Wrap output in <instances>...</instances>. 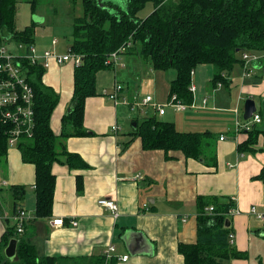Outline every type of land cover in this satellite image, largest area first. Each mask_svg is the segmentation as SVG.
I'll use <instances>...</instances> for the list:
<instances>
[{
	"label": "crops",
	"instance_id": "0c3cea01",
	"mask_svg": "<svg viewBox=\"0 0 264 264\" xmlns=\"http://www.w3.org/2000/svg\"><path fill=\"white\" fill-rule=\"evenodd\" d=\"M51 45L48 49L35 47L39 52L56 51L58 40ZM254 57L259 60L264 55ZM119 60L114 67L98 73V95L86 100L84 127L90 135L65 141L66 150L80 155L87 167L72 168L64 158L53 165L56 189L50 217L36 216L35 165L23 162L19 146L9 147L0 164V242L15 225L11 217L18 206L27 213L21 235L41 256L89 264L90 258L102 256L113 246L115 261L109 259L107 264H184L179 244L196 242L197 198L203 196L232 204L231 209L240 211L230 216L231 234L235 236L231 245L247 258L232 259L229 264H264V219L258 217L264 214V135H259L252 151L240 152L239 145L248 140L249 133L236 126L238 121L246 123L253 118L245 120L244 111H240L243 94L246 100L264 98L263 61L249 60L250 73L245 64H237L241 68L234 67L224 76L227 82L217 85L212 82L214 69L210 65L198 67L192 81L196 86L194 103L185 111H176L166 106L175 71L161 78L156 74L165 72L153 70L138 54L122 55ZM143 61L149 71L142 73ZM131 63V71L123 72ZM74 72L73 64L50 61L43 77L44 84L60 96L51 119L56 135L61 133L62 119L72 106ZM118 84L130 100L136 92L152 96L155 103L165 107L164 115L154 109L153 116L173 122L179 131L214 134L216 159H186L181 152H172L173 158L166 159L163 151L144 150L141 140L132 134L136 130L133 122L146 117L145 109L142 116L131 121L130 129L124 130L119 107L126 105L116 106L106 96V91L110 93ZM256 113L261 122L253 125L264 130L263 116L258 109ZM115 125L119 127L116 132L112 130ZM15 186L25 187L22 199L13 195L11 188ZM104 198L118 204L117 216L99 205ZM58 219H64L63 226L53 225ZM126 233L130 235L124 241ZM123 256L129 259L124 262Z\"/></svg>",
	"mask_w": 264,
	"mask_h": 264
},
{
	"label": "trees",
	"instance_id": "16d2710c",
	"mask_svg": "<svg viewBox=\"0 0 264 264\" xmlns=\"http://www.w3.org/2000/svg\"><path fill=\"white\" fill-rule=\"evenodd\" d=\"M82 14L74 16L69 49L82 57L75 67L74 95L69 113L62 119V131L56 135L51 127L52 115L60 96L44 84L46 69L28 67V81L35 93V132L33 138H23L19 150L23 162L36 168V216L48 218L53 213L56 177L52 168L64 158L72 168H85L87 163L78 154L69 153L65 141L71 137L90 135L84 127L86 100L97 93V75L110 69L106 65L113 53L126 48L124 55L138 54L153 70H174L169 99L176 96L182 103H194L192 73L200 65L214 67L213 84L226 83L237 64L244 65V54L264 55V0H123V6L105 0H69ZM17 0H0V44L13 40L26 46L35 43L34 25L18 31L15 13ZM32 13L46 0H28ZM148 3L153 11L146 18L138 17ZM259 62H262L260 60ZM133 136L139 138L147 151H163L166 159L172 152H181L186 159L205 161L216 159V136L210 132H182L173 122L155 116L137 119ZM249 138L239 145V151H252L264 130L253 125ZM9 146L0 124V164ZM264 177V169L262 172ZM17 199L25 195V187L11 188ZM198 232L194 244H179L184 264H229L232 259L247 258L246 253L231 245V229H226L232 204L220 203L214 197L197 198ZM213 206V213L207 208ZM18 206L15 207V210ZM11 239H18L17 256L8 259L5 249ZM89 264H107L105 254L90 258ZM115 261L114 256L110 259ZM64 258L41 256L35 245L23 239L13 226L0 242V264H71Z\"/></svg>",
	"mask_w": 264,
	"mask_h": 264
},
{
	"label": "built area",
	"instance_id": "2783aa9c",
	"mask_svg": "<svg viewBox=\"0 0 264 264\" xmlns=\"http://www.w3.org/2000/svg\"><path fill=\"white\" fill-rule=\"evenodd\" d=\"M53 45L57 44V40L52 41ZM18 52H12L5 44H0V124L4 128V133L7 137L9 147H18L21 139L33 138L35 132V93L33 87L28 81V67L29 66H42L48 69L50 61H54L57 65H65L72 63L74 67L80 66L82 63V57L67 50L65 54H59L56 51L44 50L39 52L35 45L26 46L24 44H17ZM126 52V48H121L118 52L113 53L106 61V65H117L120 57ZM250 54H244L243 58L245 61L250 60ZM255 58V57H254ZM258 60V58H255ZM248 73L249 63H244ZM193 74V73H192ZM192 93L195 92V86L192 84L190 87ZM124 87L118 84L109 93L106 91L108 96L116 106L128 105L132 110L139 104L136 102V96L134 95L133 100L124 96ZM206 102V101H205ZM143 106L152 105L159 115L165 114V107L163 105L154 102L152 96H146L142 103ZM173 107L176 111H185L190 106L182 103L176 96H172L167 105ZM261 122V117L258 113L253 115L252 121L246 123L237 122V128H242L249 131L253 124ZM114 132L119 130L117 125L113 126ZM221 137V140H224ZM136 179H139L137 177ZM99 205L111 211L114 216L118 215V204L108 198L101 199ZM214 207L207 208L208 213H213ZM255 213V209H253ZM14 215L11 217L15 222L16 231L18 234L24 232V227L27 221V213L23 208L17 207ZM240 214L237 209H230L228 216ZM260 219H264V214H259ZM74 226L76 222L72 223ZM54 226H63L64 219H58L53 221ZM230 242L234 241V234H230ZM116 249L111 246L108 247L104 254L107 259H111L114 256ZM129 259L128 256H123L122 261L126 262Z\"/></svg>",
	"mask_w": 264,
	"mask_h": 264
},
{
	"label": "rangeland",
	"instance_id": "374dc122",
	"mask_svg": "<svg viewBox=\"0 0 264 264\" xmlns=\"http://www.w3.org/2000/svg\"><path fill=\"white\" fill-rule=\"evenodd\" d=\"M28 0H17L16 2V13H15V21H16V28L18 31H24L25 29L31 27L34 25V22L36 25L34 26V33L36 35V46L37 47H45L43 49H48L52 43V40L57 39L59 42V45L55 50L56 52L58 51L60 54H65L67 53V49L70 45V39L68 35L71 32V27L73 23V18L74 16H80L82 14V7L80 1L78 2L77 8L72 5H69L70 2L69 0H46V4L42 3L37 11L36 15L32 13L31 10V5L27 2ZM105 1H112L114 3H118L123 6L124 1L123 0H105ZM154 7L153 4L148 3L145 7L144 10H142L139 14L138 17L140 18H146L148 15L153 11ZM38 15V16H37ZM4 43L12 52L17 53L18 47L17 44L19 42L9 40L5 41ZM126 53V52H125ZM124 55V54H123ZM252 57H250V60H255L254 56L250 53ZM259 60H262L264 63V58H259ZM258 60V61H259ZM145 61V60H144ZM142 62L140 65V71L142 73L146 71V65L145 62ZM118 62H121V60H118ZM248 63L249 61H245ZM146 63H149L148 61ZM68 64V63H67ZM70 64H72L70 62ZM66 65V64H65ZM133 64L131 63L129 68L126 69V71L123 72H130L132 69ZM204 66V65H200ZM198 66V67H200ZM244 66V65H243ZM114 67V65H113ZM148 67V66H147ZM198 67L196 68V73L198 74ZM206 67V66H205ZM211 69H214L211 65L208 66ZM236 69H240L241 66H235ZM147 71H149L147 69ZM146 71V72H147ZM175 73L174 70H169L165 73L162 74H156L158 75L157 77H164V76H169L170 73ZM192 74L193 80L196 79V76ZM147 80H146V85H147ZM159 83V82H158ZM194 85V82H193ZM237 87L236 89H238ZM143 92L142 90H140ZM147 91V90H146ZM228 93L230 91L226 89ZM195 92H196V86H195ZM233 92V91H232ZM142 94V95H141ZM236 95V93H235ZM137 103L139 104L138 106H135L134 110L132 111L128 105L119 107V116H120V121L122 125H124V130H129L131 121L137 118L138 115L142 116V109H145L144 116L146 117H151L153 116L154 108L152 105H146L143 106V100L146 96V93H138L136 92L135 94ZM256 102V106L258 109V112L263 116L264 119V98L263 97H255L254 98ZM113 102V101H112ZM246 102V95L243 94V100L240 102V111L243 113L244 111V106ZM114 103V102H113ZM115 105V103H114ZM152 109V110H151ZM147 110V111H146ZM153 111V112H152ZM243 115V114H242ZM240 114V116L242 117ZM135 123V122H133ZM214 123H212L213 125ZM263 126V125H261ZM260 126V127H261ZM193 130H198V129H193Z\"/></svg>",
	"mask_w": 264,
	"mask_h": 264
},
{
	"label": "water",
	"instance_id": "95a60500",
	"mask_svg": "<svg viewBox=\"0 0 264 264\" xmlns=\"http://www.w3.org/2000/svg\"><path fill=\"white\" fill-rule=\"evenodd\" d=\"M208 1H212V0H208ZM257 112V107H256V103L254 100L252 99H247L245 102V106H244V119L245 120H249L252 118V116ZM133 127L136 129L137 128V123H133ZM225 228L226 229H230L231 228V221L230 219L226 220V224H225ZM130 235V233H126L122 239L124 241H127V237ZM18 239H11L8 246L5 249V256L8 259H15L17 256V249H18Z\"/></svg>",
	"mask_w": 264,
	"mask_h": 264
}]
</instances>
